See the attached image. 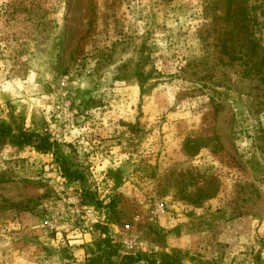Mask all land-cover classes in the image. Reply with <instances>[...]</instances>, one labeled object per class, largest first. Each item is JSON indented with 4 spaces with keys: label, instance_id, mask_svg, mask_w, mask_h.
Wrapping results in <instances>:
<instances>
[{
    "label": "rangeland",
    "instance_id": "rangeland-1",
    "mask_svg": "<svg viewBox=\"0 0 264 264\" xmlns=\"http://www.w3.org/2000/svg\"><path fill=\"white\" fill-rule=\"evenodd\" d=\"M3 2L0 121L54 149L0 134V264H88L126 225L135 264H264V78L223 58L206 0Z\"/></svg>",
    "mask_w": 264,
    "mask_h": 264
},
{
    "label": "trees",
    "instance_id": "trees-1",
    "mask_svg": "<svg viewBox=\"0 0 264 264\" xmlns=\"http://www.w3.org/2000/svg\"><path fill=\"white\" fill-rule=\"evenodd\" d=\"M205 14L212 21L214 40L218 44L216 47L222 49L223 58H227L230 63L240 61L241 65L247 67L246 74L253 73L263 79L264 48L256 31L260 29L264 34V0H206ZM250 51L255 52L257 62H249ZM11 122L6 124L0 121V134L10 144L17 147L34 146L40 153L53 152L54 145L48 136L29 132L23 122ZM57 160H60L61 172L66 180L83 182V177L77 171H71L64 158L57 157ZM102 244L105 248L103 254L89 257L88 264H113L112 257L118 258L122 264H135L143 258L141 252L121 255L120 244L117 247L110 238L104 239ZM106 256L108 261L104 263ZM168 259H165V264H176ZM148 263L152 264L149 260Z\"/></svg>",
    "mask_w": 264,
    "mask_h": 264
},
{
    "label": "built area",
    "instance_id": "built-area-1",
    "mask_svg": "<svg viewBox=\"0 0 264 264\" xmlns=\"http://www.w3.org/2000/svg\"><path fill=\"white\" fill-rule=\"evenodd\" d=\"M0 0V6L4 3ZM154 212L157 215H164L167 213V206L162 201H158L153 206ZM140 236L130 226L126 225L123 228V233L119 236V244L123 250V255H134L140 250Z\"/></svg>",
    "mask_w": 264,
    "mask_h": 264
},
{
    "label": "crops",
    "instance_id": "crops-1",
    "mask_svg": "<svg viewBox=\"0 0 264 264\" xmlns=\"http://www.w3.org/2000/svg\"><path fill=\"white\" fill-rule=\"evenodd\" d=\"M87 237H90L91 238V236L90 235H85L84 236V238H85V240H87ZM72 243H79V241H74V242H72ZM74 249H76V254L79 256L80 254H81V250L79 249V247L77 246V247H74ZM84 254V253H83Z\"/></svg>",
    "mask_w": 264,
    "mask_h": 264
}]
</instances>
